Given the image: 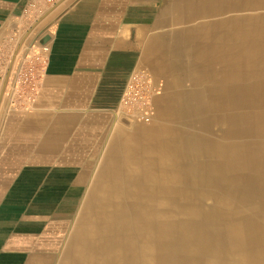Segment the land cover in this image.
Here are the masks:
<instances>
[{"label":"bare ground","instance_id":"1","mask_svg":"<svg viewBox=\"0 0 264 264\" xmlns=\"http://www.w3.org/2000/svg\"><path fill=\"white\" fill-rule=\"evenodd\" d=\"M159 27L221 97L201 121L180 100L186 141L152 122L128 140L85 196L62 264H264V0H168Z\"/></svg>","mask_w":264,"mask_h":264},{"label":"crops","instance_id":"2","mask_svg":"<svg viewBox=\"0 0 264 264\" xmlns=\"http://www.w3.org/2000/svg\"><path fill=\"white\" fill-rule=\"evenodd\" d=\"M28 1L0 0V264H58L95 180L147 130L118 117L130 73L144 66L161 83L152 128L183 141L180 100L201 121L206 97L221 94L188 75L190 49L159 27L168 0H63L42 16L24 12ZM38 47L48 50L38 88L13 106L9 71Z\"/></svg>","mask_w":264,"mask_h":264},{"label":"built area","instance_id":"3","mask_svg":"<svg viewBox=\"0 0 264 264\" xmlns=\"http://www.w3.org/2000/svg\"><path fill=\"white\" fill-rule=\"evenodd\" d=\"M62 1L29 0L24 12L28 15L42 16ZM47 51L46 47H38L37 50L29 51L14 61L5 88L7 100L13 106L18 105L23 98L31 99V94L37 90L38 64L45 63ZM160 93V84L154 81L145 68L133 70L120 97L122 115L134 124L151 123L154 116L155 99Z\"/></svg>","mask_w":264,"mask_h":264},{"label":"rangeland","instance_id":"4","mask_svg":"<svg viewBox=\"0 0 264 264\" xmlns=\"http://www.w3.org/2000/svg\"><path fill=\"white\" fill-rule=\"evenodd\" d=\"M158 84H160V87H161V83L160 82H158ZM152 125H153V121H152V123H151ZM136 127H139V128H144V127H147L148 125L146 124H140V125H135ZM63 257L60 259V261L58 262V264H62L63 263Z\"/></svg>","mask_w":264,"mask_h":264}]
</instances>
